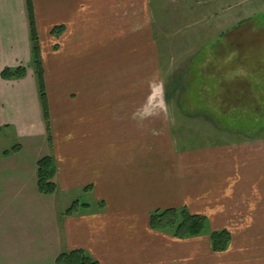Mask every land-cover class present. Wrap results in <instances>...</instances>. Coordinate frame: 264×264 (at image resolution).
Here are the masks:
<instances>
[{
	"label": "crops",
	"instance_id": "0c3cea01",
	"mask_svg": "<svg viewBox=\"0 0 264 264\" xmlns=\"http://www.w3.org/2000/svg\"><path fill=\"white\" fill-rule=\"evenodd\" d=\"M32 4L50 141L31 66L25 0H0V72L26 67L21 79L0 77V133L13 129L34 156L31 162L17 158L25 150L21 142L12 160H6L8 150L1 153L0 250L8 263L49 257L54 264L60 252L83 249L99 264H264V130L232 142L202 135L194 124L188 136L189 120L207 119L162 95L152 0ZM54 26L63 30L54 35ZM248 89L244 85L233 106L241 96L244 106L255 102ZM47 154L56 164L52 195L36 187V161ZM28 184H35L31 195L37 198L61 193L69 202L71 191L88 192L95 208L83 205L56 222L51 204L43 203L40 212L51 213L52 225L43 220L28 229L25 217L35 216L25 209ZM169 207L204 215L209 230L177 239L152 229L150 213ZM220 229L228 230L230 241L214 251L209 233Z\"/></svg>",
	"mask_w": 264,
	"mask_h": 264
},
{
	"label": "rangeland",
	"instance_id": "374dc122",
	"mask_svg": "<svg viewBox=\"0 0 264 264\" xmlns=\"http://www.w3.org/2000/svg\"><path fill=\"white\" fill-rule=\"evenodd\" d=\"M152 4L156 45L162 65V95L179 98L187 113L195 116L197 112L196 116H206L207 119L189 120L188 125L193 124V128H188V136L195 134L194 124L202 126V135L209 133L213 135L211 138L232 142L240 141L244 134L252 136L258 130H264V0H152ZM242 20H245L242 27L232 31ZM227 30L231 33L222 36ZM244 85L249 88L245 93H251L252 97L256 95L255 102L244 106L241 96L237 106H233L234 99L244 89ZM226 129L234 130V134L227 133ZM196 141L201 144L199 140ZM196 141L188 139L190 144ZM20 142L25 150L17 158L21 162L34 159L25 148V141L18 140L13 129H5L0 133V163L4 160L2 151L8 150L10 156L6 160H12V155H15L13 147L20 146ZM46 144L45 141V150ZM18 182L15 181V185L21 186ZM2 185L0 182L1 194ZM24 188L22 193L28 195L25 209L34 210L35 214L25 217L24 225L28 229L41 224L43 220L48 226L52 225L51 213L56 214L54 219L58 222L63 207L73 202L77 203V210L84 203H92L95 208V201L85 191H71V200L68 202L61 193L51 198L42 195L39 198L32 197L31 191H36L35 184L33 189L30 184ZM43 203L51 204V213L45 210L46 217L40 212L45 208ZM4 204L0 200V211ZM37 211L42 216H38ZM2 226L4 223L0 217ZM208 230L206 224L204 232ZM4 256L6 254L0 250V264H13L8 263ZM15 264L53 263L48 257Z\"/></svg>",
	"mask_w": 264,
	"mask_h": 264
},
{
	"label": "trees",
	"instance_id": "16d2710c",
	"mask_svg": "<svg viewBox=\"0 0 264 264\" xmlns=\"http://www.w3.org/2000/svg\"><path fill=\"white\" fill-rule=\"evenodd\" d=\"M26 12L28 18L29 38L31 44V66L37 84L38 97L41 105L42 119L47 133V139H51L50 116L46 96V87L44 81V70L42 65V56L40 51V42L36 24L33 15L32 0H25ZM245 20L240 21L233 30H239ZM63 30L62 26H54L51 33L59 34ZM225 31L221 35H229ZM26 75V67L18 65L16 67H5L0 72V77L4 80L21 79ZM56 164L52 155H43L36 161V187L39 193L52 195L57 190L55 181ZM98 209L102 208L103 202H96ZM83 205H89L84 203ZM77 203L73 202L64 211L63 215L71 214L76 210ZM150 227L154 230L170 233L177 239L193 237L204 233L207 219L202 214H193L185 207H169L164 209H155L150 213ZM211 247L214 251H223L227 248L230 241V233L227 229L210 231ZM54 264H99L88 252L83 249H71L60 252L54 260Z\"/></svg>",
	"mask_w": 264,
	"mask_h": 264
}]
</instances>
